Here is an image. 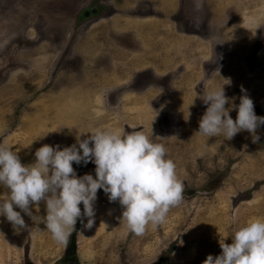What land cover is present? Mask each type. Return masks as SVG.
I'll return each instance as SVG.
<instances>
[{
    "label": "rangeland",
    "instance_id": "rangeland-1",
    "mask_svg": "<svg viewBox=\"0 0 264 264\" xmlns=\"http://www.w3.org/2000/svg\"><path fill=\"white\" fill-rule=\"evenodd\" d=\"M168 5L174 7L170 13ZM163 18L171 40L200 37L201 84L213 76L231 84L229 95L238 97L243 87L255 114L264 116V0H0V143L28 164L43 144L67 146L94 128L128 132L133 129L127 124L138 126L164 144L183 184L181 201L142 235L128 230L118 201L109 202L98 189L92 226L85 228L87 218L81 217L72 230L75 264H202L208 254L220 253V239L231 242L239 224L264 218V143H253L246 130L223 140L183 124L180 115L190 102L181 97L193 87L184 90L182 81L191 83L185 75L194 71L161 62L168 48L150 34L167 32L158 26ZM252 40V50L262 54L246 65ZM143 42L153 44L152 62L135 55L145 50ZM120 56L133 63L117 61ZM159 108L167 112L155 124L149 115ZM230 116L235 120L236 111ZM94 167L91 161L73 163L77 176L95 177ZM32 211L43 216V201ZM21 215L27 227L20 230L0 215V264L71 259L72 231L60 243L39 220Z\"/></svg>",
    "mask_w": 264,
    "mask_h": 264
},
{
    "label": "clouds",
    "instance_id": "clouds-1",
    "mask_svg": "<svg viewBox=\"0 0 264 264\" xmlns=\"http://www.w3.org/2000/svg\"><path fill=\"white\" fill-rule=\"evenodd\" d=\"M244 92L241 87L239 103L233 104L234 98L227 97L222 86L203 91L200 99L206 110L197 131L209 138L231 140L246 130L257 143L256 130L264 125V116L255 114L253 102ZM233 108L235 120L229 115ZM129 127L133 130L94 128L81 132L88 135L83 139L77 135L75 143L67 146L43 144L28 164L21 163L11 146L0 143V215L20 230L27 227L23 212L33 222L43 223L54 240L65 243L78 218H87L85 228L92 226L100 189L109 202L118 201L120 221L133 234L142 235L147 225L162 223L169 208L182 199V181L164 144L136 130L138 126ZM89 161L95 165V177L91 173L77 176L73 163ZM41 201L45 214L38 217L32 209L39 210ZM230 237V243L220 239V253L208 254L202 264H264V218L239 224Z\"/></svg>",
    "mask_w": 264,
    "mask_h": 264
},
{
    "label": "crops",
    "instance_id": "crops-1",
    "mask_svg": "<svg viewBox=\"0 0 264 264\" xmlns=\"http://www.w3.org/2000/svg\"><path fill=\"white\" fill-rule=\"evenodd\" d=\"M167 8H168L167 12H169V11L174 9V7L172 5H168ZM158 26L161 27L160 28L161 30H167V32H152L150 35H152V37L156 38V42L157 43H162L165 48L166 47L168 48V52L167 51H165V52L163 51L164 53H162V56L160 58L161 62L166 63L165 68H169L170 66H174V67L178 68L180 65H182L183 68H185L186 70L192 69L194 71L193 75H185V78H186V76H188V78H192V82L191 83H189L188 79H184V81H182V83L184 85V90H185L186 87L192 86L193 87V91H191V92L188 91L189 93L184 91V94L181 97V99L185 100L186 102L189 101L190 103L188 105V109H187L188 111H186V112L182 111L181 113L183 115H180V117H182L183 124L185 126L189 125L190 127L197 128L198 127V121L201 118L202 114L204 113V110L200 107V105L203 104L201 99H200V97H201L203 91H205V90L219 88V83H216V81L214 80L215 77L210 76V77H208V78H211V79H208L209 83L207 82L204 85L205 90L201 91L199 89L198 85H199V82L201 81V78H200L201 71L198 72V74H197V70L202 68V66L198 64V62L201 59L202 55L201 56H197L198 54H196V53L199 52L200 51V47H202V44H200L199 47H198V44L200 42V37H196V36L188 37V36L185 35L182 38H180L178 36V37L175 38L176 41H174V40H171V37H170L171 36L170 32H171L172 29L170 28L169 20L167 18H163L162 23L159 22ZM160 33H161V35H160ZM172 36L175 37V35H172ZM172 39H174V38H172ZM159 40H160V42H159ZM150 41L154 42L155 40H150ZM180 42L183 43V47L179 44ZM209 42H211L210 39L209 40H205L203 43L204 44H208ZM168 43H169V46H167ZM152 45H153L152 43H150V45H149V44H145L143 42V49H145V50L143 52H139V53L136 52L135 55H138V56H139V54L143 55L144 57L149 58L150 61L152 62L153 57L155 55H153V53L151 52L152 49H148ZM135 55L131 54V56H133V57H135ZM180 60H183V64L180 63V64L177 65V62L180 61ZM117 61H120L121 63H125V62L127 63L128 60H126V59H124L123 57L120 56ZM131 63H133V62H131ZM178 79H179V77H177V80ZM191 93L193 94V96H192ZM199 93H200V95H199ZM185 95H190V96H185ZM178 97H180V96H178ZM181 99H179V100H181ZM130 100H133L132 97H131ZM158 102L155 103L156 107L157 106L160 107L159 105H160L161 101H158ZM196 104H197V106H196ZM121 106H122V102H121ZM181 108H183L182 105H181ZM165 112H167V111L162 109V108L157 109L156 113H154L152 115H149V121L151 119V121L153 122V117H154L155 124L157 122L159 124V121H158L159 120V116L164 114ZM132 120H133V117H132ZM145 121H148L147 118L145 119ZM135 125H142V124H135ZM126 127L129 128L128 124H127ZM150 129H151V133H153L154 132V127L151 126ZM145 133H146V135H148V130Z\"/></svg>",
    "mask_w": 264,
    "mask_h": 264
},
{
    "label": "flooded vegetation",
    "instance_id": "flooded-vegetation-1",
    "mask_svg": "<svg viewBox=\"0 0 264 264\" xmlns=\"http://www.w3.org/2000/svg\"><path fill=\"white\" fill-rule=\"evenodd\" d=\"M210 1H212V0H210ZM209 4H211V3H209ZM210 11V17H211V15H212V13H211V9L209 10ZM209 17V18H210ZM199 35H201V34H199ZM258 39V34L256 33V38L254 39V43H255V40H257ZM253 40H252V43H251V45L249 46V49H250V52L247 54V52L244 54V60L245 61H242V63H244V64H248L247 62L249 61V62H258V57H259V54L261 55L262 53L259 51V50H252L253 49ZM211 52V51H210ZM264 52V51H263ZM212 53V52H211ZM247 55V56H246ZM210 57H212L211 56V54H210V56H209V58ZM261 62L263 63L264 62V60H261ZM202 81V80H201ZM201 81L199 82V89L201 90V91H203V89H205V87H204V84H201ZM203 86V87H202ZM223 87V89H224V94L227 96V97H229V98H234L233 100L234 101H237V102H235V104L237 103H239V97L238 96H234V95H229V91H230V86L232 87V85L230 84V86L228 85V84H225V83H220L219 84V88L220 87ZM225 91H227V92H225ZM236 110H235V108H233L231 111H230V113H229V115L230 114H232V113H234ZM182 119V118H181ZM183 121V120H182ZM259 137H260V141L261 142H263L264 143V125H261V127H260V130H259ZM72 259V258H71ZM71 259H69V260H67V258L66 257H64L63 258V260H61L62 261V264H71ZM72 263L73 264H75L76 263V261H74L73 259H72Z\"/></svg>",
    "mask_w": 264,
    "mask_h": 264
},
{
    "label": "trees",
    "instance_id": "trees-1",
    "mask_svg": "<svg viewBox=\"0 0 264 264\" xmlns=\"http://www.w3.org/2000/svg\"><path fill=\"white\" fill-rule=\"evenodd\" d=\"M74 237H75V232L74 231H72V233H71V235H70V237H69V242H68V245H69V249H71L70 251H72V253L70 254V253H67V257H70V258H73L74 257V261H76V256H75V254H73V244H74ZM168 255V254H167ZM163 260H165V259H163Z\"/></svg>",
    "mask_w": 264,
    "mask_h": 264
}]
</instances>
